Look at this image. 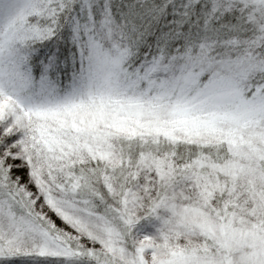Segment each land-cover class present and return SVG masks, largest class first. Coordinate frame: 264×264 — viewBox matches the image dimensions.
<instances>
[{"label": "snow or ice", "instance_id": "snow-or-ice-1", "mask_svg": "<svg viewBox=\"0 0 264 264\" xmlns=\"http://www.w3.org/2000/svg\"><path fill=\"white\" fill-rule=\"evenodd\" d=\"M0 264H264V0H0Z\"/></svg>", "mask_w": 264, "mask_h": 264}]
</instances>
